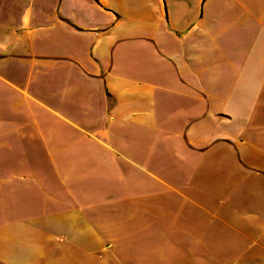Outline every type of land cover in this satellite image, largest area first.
Here are the masks:
<instances>
[{
    "label": "crops",
    "instance_id": "1",
    "mask_svg": "<svg viewBox=\"0 0 264 264\" xmlns=\"http://www.w3.org/2000/svg\"><path fill=\"white\" fill-rule=\"evenodd\" d=\"M0 264H264V0H0Z\"/></svg>",
    "mask_w": 264,
    "mask_h": 264
}]
</instances>
